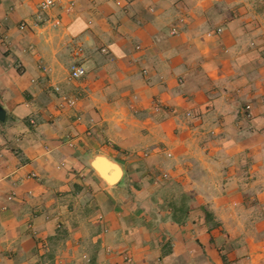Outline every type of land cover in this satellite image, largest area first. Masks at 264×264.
I'll return each mask as SVG.
<instances>
[{"label": "crops", "instance_id": "crops-1", "mask_svg": "<svg viewBox=\"0 0 264 264\" xmlns=\"http://www.w3.org/2000/svg\"><path fill=\"white\" fill-rule=\"evenodd\" d=\"M41 1L0 0V264H264V0Z\"/></svg>", "mask_w": 264, "mask_h": 264}, {"label": "built area", "instance_id": "built-area-1", "mask_svg": "<svg viewBox=\"0 0 264 264\" xmlns=\"http://www.w3.org/2000/svg\"><path fill=\"white\" fill-rule=\"evenodd\" d=\"M113 1V3L117 6H121L122 5V0H111ZM58 2V0H42L39 4L38 7V11L36 14V26H40V25H49L52 28H58L61 24L60 18L58 16H50L49 11L56 5V3ZM183 21V19H181V22ZM28 26L27 22H22L20 27L22 29H25ZM221 29H218L216 31V33H220ZM177 33L176 29L171 31V34L175 35ZM214 33H208V36H212ZM42 70L44 72H47V68L43 67ZM86 71L85 69L78 63H75L74 65H72L71 69H70V79L71 80H78L81 79L85 76ZM53 91L55 94L58 95V97L61 99V104L60 106H63V104H67V106L69 107H73L76 104V100L75 99H67L66 100V96H64L61 92L60 87L58 86H53L52 87ZM63 103V104H62ZM247 109H249V107H247ZM168 157H170L171 155L168 154ZM167 175H163L164 178H166ZM264 249V247H263Z\"/></svg>", "mask_w": 264, "mask_h": 264}, {"label": "water", "instance_id": "water-1", "mask_svg": "<svg viewBox=\"0 0 264 264\" xmlns=\"http://www.w3.org/2000/svg\"><path fill=\"white\" fill-rule=\"evenodd\" d=\"M5 120V112L0 108V121ZM93 168L100 174V176L110 185L119 183L122 178L121 168L104 157H96L92 163ZM111 172V175L108 172Z\"/></svg>", "mask_w": 264, "mask_h": 264}]
</instances>
